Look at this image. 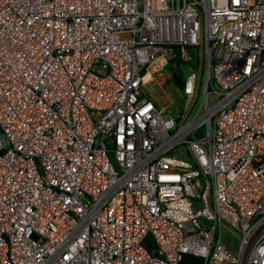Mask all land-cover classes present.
Listing matches in <instances>:
<instances>
[{
    "label": "built area",
    "instance_id": "1",
    "mask_svg": "<svg viewBox=\"0 0 264 264\" xmlns=\"http://www.w3.org/2000/svg\"><path fill=\"white\" fill-rule=\"evenodd\" d=\"M263 225L264 0H0V264H264Z\"/></svg>",
    "mask_w": 264,
    "mask_h": 264
},
{
    "label": "rangeland",
    "instance_id": "2",
    "mask_svg": "<svg viewBox=\"0 0 264 264\" xmlns=\"http://www.w3.org/2000/svg\"><path fill=\"white\" fill-rule=\"evenodd\" d=\"M180 69L186 76L190 72L189 64H181ZM153 71L150 79L145 83V91L150 93L151 97L154 98L159 105L168 108L171 111H176L182 102L181 85L175 75L179 76L181 70H179L175 64L171 65L166 63L162 70L156 69L155 65L151 67ZM204 79L202 80V84ZM203 86L201 87L200 93L196 99L195 106L199 104L202 99ZM223 238L228 240L233 249H236L238 237L231 235L228 231H224Z\"/></svg>",
    "mask_w": 264,
    "mask_h": 264
},
{
    "label": "trees",
    "instance_id": "3",
    "mask_svg": "<svg viewBox=\"0 0 264 264\" xmlns=\"http://www.w3.org/2000/svg\"><path fill=\"white\" fill-rule=\"evenodd\" d=\"M174 50L175 52L177 53V56L171 60H169V64L171 65L172 64H175V66L179 69H180V66L181 64H187L185 61H183L181 58H180V48L179 46H174ZM197 65L200 64V61H199V58L196 60L195 62ZM185 75L184 73L182 72L181 70V74L179 76L175 75V78L178 79V82L180 83V85L183 84L184 80H185ZM203 262V258L199 255H195V254H192V253H185L184 256H183V259L181 260L180 264H202Z\"/></svg>",
    "mask_w": 264,
    "mask_h": 264
},
{
    "label": "water",
    "instance_id": "4",
    "mask_svg": "<svg viewBox=\"0 0 264 264\" xmlns=\"http://www.w3.org/2000/svg\"><path fill=\"white\" fill-rule=\"evenodd\" d=\"M199 61H200V64H199V75H198V84H197V92H196V95H197L198 92H199L200 78H201V74H202V71H203V68H204V65H205V56H204V51H203V49H201V51H200ZM263 226H264V225H263ZM260 228H262V227H260ZM259 230H260V229H258V231H259ZM258 231H257V232H258ZM257 232L254 234V236L257 234ZM253 238H254V237H253ZM246 254H247V250H246L245 253H244L243 260H242V264H244V262H245Z\"/></svg>",
    "mask_w": 264,
    "mask_h": 264
},
{
    "label": "bare ground",
    "instance_id": "5",
    "mask_svg": "<svg viewBox=\"0 0 264 264\" xmlns=\"http://www.w3.org/2000/svg\"><path fill=\"white\" fill-rule=\"evenodd\" d=\"M156 66V65H155ZM150 75V73H148V76Z\"/></svg>",
    "mask_w": 264,
    "mask_h": 264
}]
</instances>
